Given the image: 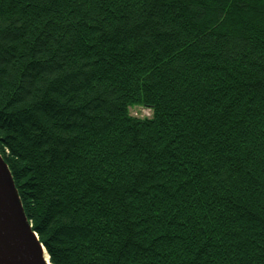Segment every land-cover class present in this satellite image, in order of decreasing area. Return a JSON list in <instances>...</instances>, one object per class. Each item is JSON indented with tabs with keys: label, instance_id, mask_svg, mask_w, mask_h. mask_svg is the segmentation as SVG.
I'll return each instance as SVG.
<instances>
[{
	"label": "trees",
	"instance_id": "1",
	"mask_svg": "<svg viewBox=\"0 0 264 264\" xmlns=\"http://www.w3.org/2000/svg\"><path fill=\"white\" fill-rule=\"evenodd\" d=\"M0 156L49 264H264V0H0Z\"/></svg>",
	"mask_w": 264,
	"mask_h": 264
},
{
	"label": "water",
	"instance_id": "2",
	"mask_svg": "<svg viewBox=\"0 0 264 264\" xmlns=\"http://www.w3.org/2000/svg\"><path fill=\"white\" fill-rule=\"evenodd\" d=\"M0 264H45L43 247L26 220L11 175L1 156Z\"/></svg>",
	"mask_w": 264,
	"mask_h": 264
},
{
	"label": "rangeland",
	"instance_id": "3",
	"mask_svg": "<svg viewBox=\"0 0 264 264\" xmlns=\"http://www.w3.org/2000/svg\"><path fill=\"white\" fill-rule=\"evenodd\" d=\"M129 115L138 119L151 118V111L148 108L134 106L129 109Z\"/></svg>",
	"mask_w": 264,
	"mask_h": 264
},
{
	"label": "bare ground",
	"instance_id": "4",
	"mask_svg": "<svg viewBox=\"0 0 264 264\" xmlns=\"http://www.w3.org/2000/svg\"><path fill=\"white\" fill-rule=\"evenodd\" d=\"M43 257H44V260H45V264H49V261H48V258H47V255L43 249Z\"/></svg>",
	"mask_w": 264,
	"mask_h": 264
}]
</instances>
